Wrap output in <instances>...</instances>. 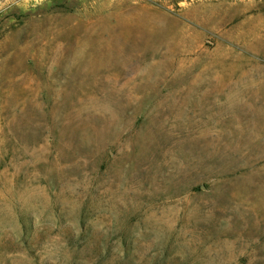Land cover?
Segmentation results:
<instances>
[{
    "label": "rangeland",
    "instance_id": "374dc122",
    "mask_svg": "<svg viewBox=\"0 0 264 264\" xmlns=\"http://www.w3.org/2000/svg\"><path fill=\"white\" fill-rule=\"evenodd\" d=\"M0 264H264V0H0Z\"/></svg>",
    "mask_w": 264,
    "mask_h": 264
}]
</instances>
